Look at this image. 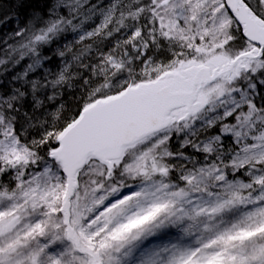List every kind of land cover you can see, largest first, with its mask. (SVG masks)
Here are the masks:
<instances>
[{
  "label": "snow or ice",
  "instance_id": "1",
  "mask_svg": "<svg viewBox=\"0 0 264 264\" xmlns=\"http://www.w3.org/2000/svg\"><path fill=\"white\" fill-rule=\"evenodd\" d=\"M0 264H264V0H0Z\"/></svg>",
  "mask_w": 264,
  "mask_h": 264
}]
</instances>
